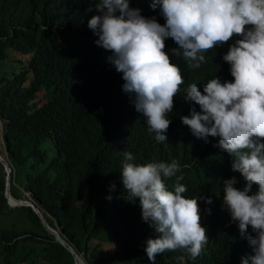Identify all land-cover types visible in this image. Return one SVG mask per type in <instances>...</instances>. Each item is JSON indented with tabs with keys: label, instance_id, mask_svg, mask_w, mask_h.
<instances>
[{
	"label": "trees",
	"instance_id": "trees-1",
	"mask_svg": "<svg viewBox=\"0 0 264 264\" xmlns=\"http://www.w3.org/2000/svg\"><path fill=\"white\" fill-rule=\"evenodd\" d=\"M129 7L165 23L152 0H129ZM99 14L94 0H0V66L10 53L26 59L15 62L11 79H0L12 196L36 202L86 264H123L116 257L124 264H241L251 254L250 246L222 200L224 181L235 177L234 186L240 189L245 181L232 171V159L219 148V138L197 139L180 120L190 107L199 111L184 99L189 84L202 91L215 76L232 81L230 65L222 59L229 44L204 53L201 66L191 68L182 50L178 57L171 55L175 42L165 40V51L181 69L184 84L168 113L167 139L157 142L133 97L123 91L122 73L108 60L111 53L95 44L88 21ZM125 152L139 164L177 161L181 170L165 178L168 189L180 183L187 189L182 194L186 198H211L210 204L198 200L208 242L195 259L186 250L157 254L154 262L148 259L146 241L159 234L142 219L139 199L129 201L123 189ZM0 168V218L18 212L24 219V224L19 220L0 229V264H75L31 207H9ZM103 225L120 252L107 254L102 248Z\"/></svg>",
	"mask_w": 264,
	"mask_h": 264
},
{
	"label": "clouds",
	"instance_id": "clouds-1",
	"mask_svg": "<svg viewBox=\"0 0 264 264\" xmlns=\"http://www.w3.org/2000/svg\"><path fill=\"white\" fill-rule=\"evenodd\" d=\"M94 2L100 14L91 17L88 27L97 37L95 44L111 53L108 60L122 73L123 91L133 97L157 142L167 139L168 113L184 84L165 40L175 42L171 55L178 57L182 50L191 68L201 66L204 53L229 44L222 59L230 65L232 81L215 76L202 91L189 84L184 99L199 111L190 107L180 120L197 139L219 138V148L232 159V171L243 177L242 189L234 186L235 177L224 181L222 205L250 246L251 254L241 264H264V0H152L163 25L130 8L129 0ZM124 157L123 189L129 201L139 199L142 219L159 234L146 241L148 259L154 262L157 254L176 250L195 259L208 242L198 200L210 204L211 198H186L180 183L168 189L165 178L181 170L175 160L139 164L130 152Z\"/></svg>",
	"mask_w": 264,
	"mask_h": 264
},
{
	"label": "water",
	"instance_id": "water-1",
	"mask_svg": "<svg viewBox=\"0 0 264 264\" xmlns=\"http://www.w3.org/2000/svg\"><path fill=\"white\" fill-rule=\"evenodd\" d=\"M0 118H1V116H0ZM6 142H7V138L5 135L2 145L5 146ZM1 146H0V164L2 165V167L4 168V171H5L6 198L8 200L9 207L11 209L30 208L31 207L33 209V211L40 218L41 223L44 226V228L46 229V231L49 234L53 235L55 240L57 242H59L60 244H62L73 255L75 264H86L85 261L83 260V258L77 254V252L73 248V246L71 244H69L65 240V238H63V236L61 235L59 230L50 226V224L45 219L41 208L38 206V204L36 202H34L32 199H29V201L17 200L12 196V193H11V179L13 177L12 168H11V165L9 164V162L6 159H4V157L2 156Z\"/></svg>",
	"mask_w": 264,
	"mask_h": 264
},
{
	"label": "rangeland",
	"instance_id": "rangeland-1",
	"mask_svg": "<svg viewBox=\"0 0 264 264\" xmlns=\"http://www.w3.org/2000/svg\"><path fill=\"white\" fill-rule=\"evenodd\" d=\"M25 57H21L18 54L15 53H10L8 62L6 64H3L0 66V79L5 78V79H11L13 72L15 71L14 67H17L15 64L16 61H25ZM3 132L5 136V125H3ZM2 156L6 157V150L4 146L2 145ZM0 173H2V170L0 168ZM3 174L5 175V171L3 168ZM15 210V209H13ZM19 213L15 212L12 215H8L6 218H0V229H9L12 225V223H16L19 220H22V223L24 224V219L19 217ZM108 223V222H107ZM19 224V223H17ZM16 224V225H17ZM20 225V224H19ZM26 227V224H25ZM102 233L105 234V243L102 244V248L107 254H114L120 252L121 248L118 244L115 243V239L113 238V235L110 234L108 227L106 225H103L102 228ZM119 263H123L122 258L120 259L119 257H116Z\"/></svg>",
	"mask_w": 264,
	"mask_h": 264
},
{
	"label": "bare ground",
	"instance_id": "bare-ground-1",
	"mask_svg": "<svg viewBox=\"0 0 264 264\" xmlns=\"http://www.w3.org/2000/svg\"><path fill=\"white\" fill-rule=\"evenodd\" d=\"M4 140V132H3V124L0 121V146L2 145ZM210 183V182H209Z\"/></svg>",
	"mask_w": 264,
	"mask_h": 264
}]
</instances>
